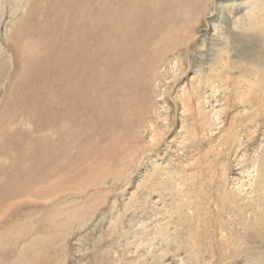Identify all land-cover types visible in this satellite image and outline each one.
<instances>
[{"label":"rangeland","instance_id":"obj_1","mask_svg":"<svg viewBox=\"0 0 264 264\" xmlns=\"http://www.w3.org/2000/svg\"><path fill=\"white\" fill-rule=\"evenodd\" d=\"M79 1L0 0V264H264V0Z\"/></svg>","mask_w":264,"mask_h":264},{"label":"bare ground","instance_id":"obj_2","mask_svg":"<svg viewBox=\"0 0 264 264\" xmlns=\"http://www.w3.org/2000/svg\"><path fill=\"white\" fill-rule=\"evenodd\" d=\"M83 1H84V0H83ZM83 1H82V2H83ZM88 1H89V0H88ZM74 2H75V0H73V3H74ZM76 2H78V1H76ZM76 2H75V3H76ZM79 2H81V0H80ZM87 3H89V2H87ZM65 5H66V4H65ZM80 5H81V4H80ZM68 6H69V5H68ZM71 6H72V5H71ZM85 6H86V5L84 4V7H85ZM111 6H112V5H111ZM98 7H99V6H98ZM109 7H110V6H109ZM141 7H142V6H141ZM119 8H120V7H119ZM66 9H67V8H66ZM70 10H71V9H70ZM77 10H78V9H77ZM80 11H82V9H80ZM60 12H62V11H60ZM68 12H69V11H68ZM96 12H97V11H96ZM79 13H80V12H79ZM83 13H84V12H83ZM59 15H60V13H59ZM71 15H72V10H71ZM84 15H85V13H84ZM65 16H66V15H65ZM86 16H87V14H86ZM102 16H103V15H102ZM105 17L107 18V16H105ZM109 17H110V16H109ZM62 18H63V16H62ZM86 18H87V17H86ZM88 18H89V17H88ZM53 19H54V18H53ZM53 19H52L51 21H53ZM68 19H70V18L68 17ZM68 19H67V20H68ZM84 19H85V18H84ZM96 19H97V18H96ZM102 19L104 20V17H103ZM109 19H110V18H109ZM62 20H63V19H62ZM76 20H77V19H76ZM82 20H83V18L81 17V20H80V21H82ZM93 20H94V19H93ZM105 20H106V19H105ZM68 21H69V20H68ZM80 21H79V22H80ZM86 21H87V20H86ZM86 21H85V22H86ZM90 21H91V20H90ZM98 21H99V20H98ZM54 22H55V21H54ZM88 22H89V21H88ZM88 22H87V23H88ZM91 22H92V21H91ZM96 22H97V21H96ZM99 22H100V21H99ZM99 22H98V24H99ZM103 22H104V21H103ZM70 24H72V23H70ZM79 24H80V23H79ZM102 24H103V23H102ZM106 24H107V23H106ZM53 25H54V24H53ZM80 25H81V24H80ZM92 25H93V24H92ZM66 26H67V25H66ZM106 26H107V25H106ZM106 26H105V27H106ZM109 26H110V25H109ZM46 27H47V26H46ZM68 27H69V26H68ZM77 27H78V26H77ZM103 27H104V26H103ZM103 27H102V28H103ZM73 28H74V27H73ZM93 28H94V27H93ZM109 28H110V27H109ZM100 29H101V28H100ZM41 30H42V29H41ZM87 30H89V27L87 28ZM91 30H92V29H90V31H91ZM98 30H99V29H98ZM98 30H97V31H98ZM103 30H104V29H103ZM105 30H106V29H105ZM110 30H111V29H110ZM50 31H51V30H50ZM92 31H93V30H92ZM100 31H101V30H100ZM61 32H63V31H61ZM65 32H66V30H65ZM87 32H88V31H87ZM102 32H103V31H102ZM102 32H101V33H102ZM59 33H60V32H59ZM63 33H64V32H63ZM75 33H76V32H75ZM83 33H84V32H83ZM88 33H89V32H88ZM94 33H95V31H94ZM96 34H97V33H96ZM96 34H95V35H96ZM86 35H87V34H86ZM95 35H94V36H95ZM100 35H101V34H100ZM29 36H30V35H29ZM59 36H60V35H59ZM61 36H62V35H61ZM64 36H65V35H64ZM74 36H75V35H74ZM74 36H73V37H74ZM76 36H77V35H76ZM122 36H123V35H122ZM43 37H44V36H43ZM62 37H63V36H62ZM102 37H103V36H102ZM36 38H37V37H36ZM53 38H54V37H53ZM55 38H56V37H55ZM121 38H123V37H121ZM38 39H39V38H38ZM59 39H60V38H59ZM88 39H89V38H88ZM53 40H54V39H53ZM61 40H62V38H61ZM43 41H44V40H43ZM46 41H47V39H46ZM46 41H44V42H46ZM41 42H42V41H41ZM60 42H61V41H60ZM84 42H85V41H84ZM95 42H96V41H95ZM131 42H132V41H131ZM86 43H87V42H86ZM99 43H100V42H99ZM103 43H104V42H102V44H103ZM259 43H260V42H259ZM132 44H134V42H133ZM43 45H44V44H43ZM53 45H54V44H53ZM57 45H58V44H57ZM94 45H95V44H93V46H94ZM44 46H45V45H44ZM93 46H92V47H93ZM100 46L103 47L102 45H100ZM114 46H115V45H114ZM117 46H119V45L117 44ZM132 46H133V45H132ZM97 47H98V46H97ZM97 47H96V48H97ZM109 47H110V46H109ZM257 47H258V46H257ZM78 48H79V47H78ZM98 48H99V47H98ZM110 48H111V47H110ZM115 48H117V47L115 46ZM118 48H119V47H118ZM121 48H122V47L120 46L119 49H121ZM41 50H43V49H41ZM115 50H116V49H115ZM93 51H94V50H93ZM93 51H92V52H93ZM102 51H103V49H102ZM117 51H118V50H117ZM55 52H56V50H55ZM77 52H78V51H77ZM85 52H86V51H85ZM113 52H114V51H113ZM113 52H112V53H113ZM47 53H48V52H47ZM57 53H58V52H57ZM131 53H132V52H131ZM63 54H64V53H63ZM75 54H76V53H75ZM92 54H95V53L93 52ZM133 54H134V52H133ZM44 55H45V54H44ZM58 55H59V54H58ZM60 55H61V54H60ZM60 55H59V56H60ZM81 55H82V54H81ZM85 55H86V54H85ZM109 55H110V54H109ZM86 57H87V56H86ZM113 57H114V56H113ZM127 57H128V56H127ZM129 57H130V56H129ZM22 58H23V57H22ZM58 58H59V57H58ZM100 58H101V57H100ZM100 58H99V60H100ZM132 58H134V57H132ZM65 59H66V58H65ZM76 59H77V58H76ZM80 59H82V58H80ZM85 59H86V58H85ZM87 59H88V57H87ZM121 59H122V58H121ZM121 59H120V60H121ZM57 60H58V59H56V61H57ZM59 60L62 61V57H61V59H59ZM122 60H123V59H122ZM122 60H121V61H122ZM135 60H136V59H134V61H135ZM88 61H89V60H88ZM91 61H92V60H91ZM111 61H112V59H111ZM126 61H127V59H126ZM129 61H131V60H129ZM129 61H127V62H129ZM132 61H133V60H132ZM46 62H47V61H46ZM82 62H83V60H82ZM136 62H137V61H136ZM136 62H134V63H136ZM38 63H39V62H38ZM56 63H57V62H56ZM56 63H55V64H56ZM119 63H121V62L119 61ZM36 64H37V63H36ZM77 64H79V63L77 62ZM89 64H90V63H89ZM123 64H124V63H123ZM123 64H122V67L124 66ZM136 64H137V63H136ZM38 65H41V63L38 64ZM60 65H61V64H60ZM63 65H64V64H63ZM106 65H107V64H106ZM61 66H62V65H61ZM101 66H102V64H101ZM115 66H116V65H115ZM40 67H41V66H40ZM63 67H64V66H63ZM68 67H69V66H68ZM79 67H81V66H79ZM88 67H89V66H88ZM96 67H98V66L96 65ZM96 67H95L94 69H96ZM117 67H118V66H116L115 68L117 69ZM133 67H135V65H134ZM41 68H42V67H41ZM52 68H53V66H52ZM109 68H110V67H109ZM128 68H129V67H128ZM56 69H58V68H56ZM59 69H61V68H59ZM71 69H72V68H71ZM82 69L84 70V68H82ZM89 69H90V67H89ZM99 69H100V68H99ZM119 69H121V68H119ZM51 70H52V69H51ZM66 70H67V69H66ZM85 70H86V69H85ZM92 70H93V69H92ZM57 71H58V70H57ZM74 71H75V70H74ZM79 71H80V70H79ZM93 71H94V70H93ZM112 71H113V68H112ZM116 71H117V70H116ZM54 72H55V71H54ZM105 72H106V71H105ZM107 72H111V71H107ZM117 72H118V71H117ZM251 72H253V71H251ZM23 73H24V72H23ZM84 73H85V72H84ZM100 73H101V72H100ZM121 73H122V72H121ZM50 74H52V73H50ZM63 74H64V73H63ZM68 74H69V73H68ZM24 75H25V74H24ZM47 75H48V74H47ZM53 75H54V74H53ZM61 75H62V74H61ZM66 75H67V74H66ZM69 75H70V74H69ZM74 75H77V74H74ZM100 75H101V74H100ZM104 75H105V74H104ZM110 75H112V74H110ZM117 75H118V74H117ZM35 76H36V75H35ZM80 76H81V74H80ZM85 76H86V75H85ZM102 76H103V75H102ZM119 76H120V75H119ZM124 76H125V75H124ZM126 76H127V75H126ZM126 76H125V77H126ZM25 77H28V76H25ZM50 77H51V76H50ZM63 77H65V76H63ZM66 77H67V76H66ZM76 77H77V76H76ZM86 77H87V76H86ZM94 77H95V76H94ZM100 77H101V76H100ZM104 77H106V76H104ZM107 77H108V76H107ZM109 77H110V76H109ZM112 77H113V75H112ZM112 77H111V78H112ZM19 78H21V77H19ZM59 78H61V77H59ZM82 78H83V77H82ZM111 78H110V79H111ZM119 78H120V77H119ZM132 78H133V77H132ZM22 79H23V78H22ZM30 79H31V78H30ZM33 79H34V77H33ZM61 79H62V78H61ZM63 79H64V78H63ZM83 79H84V78H83ZM95 79H96V78H95ZM97 79H98V78H97ZM101 79H102V78H101ZM68 80H69V79H68ZM98 80H99V79H98ZM98 80H97V81H98ZM118 80H119V79H118ZM120 80H121V78H120ZM19 81H20V80H19ZM23 81H25V80H23ZM31 81H32V80H31ZM31 81H30V82H31ZM63 81H65V79H64ZM69 81H70V80H69ZM84 81H85V80H84ZM130 81H132V80H130ZM130 81H129V82H130ZM33 82H34V81H32V84H33ZM60 82H62V81H60ZM67 82H68V81H67ZM111 82H112V81H111ZM126 82H127V80H126ZM26 83H27V82H26ZM62 83H63V82H62ZM62 83H61V84H62ZM77 83H78V82H77ZM94 83H95V82H94ZM107 83H108V82H107ZM107 83H106V84H107ZM127 83H128V82H127ZM29 84H30V83H29ZM64 84H65V83H64ZM119 84H120V83H119ZM27 85H28V84H27ZM41 85H42V84H41ZM50 85H51V84H50ZM62 85H63V84H62ZM79 85H80V84H79ZM85 85H87V84H85ZM91 85H92V84H91ZM99 85H100V84H99ZM109 85H110V84H109ZM114 85H115V84H114ZM122 85H123V84H122ZM129 85H130V84H129ZM129 85H128V86H129ZM22 86H23V85H22ZM128 86H127V87H128ZM51 87H52V86H51ZM92 87H94V85H93ZM120 87H121V86H120ZM129 87H130V86H129ZM66 88H67V87H66ZM87 88H88V87H87ZM98 88H99V87H98ZM58 89H59V91H60V88H58ZM64 89H65V88H64ZM93 89H94V88H93ZM96 89H97V87H96ZM105 89H106V88H105ZM37 90H38V88H37ZM53 90H54V87H53ZM91 90H92V89H91ZM118 90H119V89H118ZM125 90H126V89H125ZM125 90H124V92H125ZM26 91H27V90H26ZM26 91H25V92H26ZM120 91H122V90H120ZM20 92H21V91H20ZM20 92H19V93H20ZM29 92H30V91H29ZM86 92H87V91H86ZM105 92H106V91H105ZM117 92H118V91H117ZM131 92H132V90H131ZM31 93H32V92H31ZM59 93H60V92H59ZM61 93H62V92H61ZM71 93H72V92H71ZM101 93H102V92H101ZM53 94H54V93H53ZM53 94H51V95L53 96ZM92 94H93V93H92ZM102 94H103V93H102ZM117 94H118V93H117ZM134 94H135V93H134ZM55 95H56V94H54V97H55ZM61 95H62V94H61ZM82 95H83V94H82ZM82 95H81V96H82ZM88 95H89V94H88ZM88 95H87V97H88ZM112 95H113V94H112ZM129 95H130V94H129ZM36 96H37V95H36ZM41 96H42V95H41ZM52 96H50V97H52ZM63 96H64V95H63ZM93 96H94V95H93ZM99 96H100V95H99ZM130 96H131V95H130ZM132 96H133V95H132ZM60 97H61V96H60ZM76 97H77V95H76ZM85 97H86V96H85ZM87 97H86V98H87ZM120 97H122V94H121ZM120 97H118V99H119ZM31 98H32V97H31ZM78 98H79V96H78ZM89 98H90V97H89ZM94 98H95V97H94ZM125 98H126V97H125ZM131 98H132V97H131ZM29 99H30V97H29ZM38 99H39V98H38ZM58 99H59V98H58ZM138 99H140V97H139ZM77 100H78V99H77ZM81 100H82V99H81ZM85 100H86V99H85ZM85 100H84V101H85ZM98 100H100V99H98ZM107 100H109V99H107ZM129 100H130V99H129ZM132 100H133V98H132ZM29 101H30V100H29ZM29 101H28V102H29ZM36 101H37V100H36ZM78 101H79V100H78ZM96 101H97V99H96ZM103 101H104V99H103ZM121 101H122V99H121ZM61 102H62V101H61ZM64 102H65V101H64ZM105 102H106V101H105ZM119 102H120V101H119ZM124 102H125V101H124ZM131 102H133V101H131ZM78 103H81V102H78ZM107 103H108V102H107ZM110 103H111V102H110ZM24 104H25V103H24ZM64 104H65V103H64ZM100 104H101V103H100ZM112 104H113V103H112ZM119 104H121V102H120ZM28 105H29V104H28ZM65 105H66V104H65ZM79 105H80V104H79ZM103 105H104V104H103ZM124 105H127V104H124ZM116 106H117V105H116ZM127 106H128V105H127ZM136 106H137V105H136ZM26 107H27V105H26ZM83 107H84V106H83ZM85 107H86V106H85ZM120 107H121V106H120ZM129 107H130V106H129ZM129 107H128L127 109H130ZM20 108H21V107H20ZM23 108H24V107H23ZM33 108H34V107H33ZM86 108H87V107H86ZM106 108H107V107H106ZM111 108H112V106H111ZM116 108H117V107H116ZM121 108H122V107H121ZM124 108H125V107H124ZM131 108H133V107H131ZM26 109H27V108H26ZM84 109H85V108H84ZM118 109H119V108H118ZM32 110H33V109H32ZM35 110H36V109H34V111H35ZM112 110H113V109H112ZM120 110H122V109H120ZM30 111H31V110H30ZM36 111H37V110H36ZM75 111H76V109H75ZM128 111H129V110H128ZM19 112H20V111H19ZM26 112H27V111H26ZM20 113H22V111H21ZM29 113H30V112H29ZM43 113H44V112H43ZM116 113H117V111H116ZM42 115H43V114H42ZM113 115H114V114H113ZM119 115H121V114H119ZM33 116H34V115H33ZM36 116H37V115H36ZM114 117H115V116H114ZM118 117H119V116H118ZM129 126H130V125H129ZM129 128H130V127H129ZM126 130H127V129H126ZM131 145H132V144H131Z\"/></svg>","mask_w":264,"mask_h":264}]
</instances>
